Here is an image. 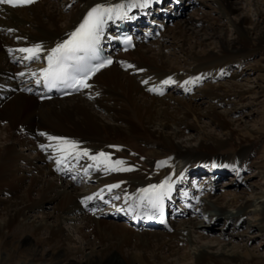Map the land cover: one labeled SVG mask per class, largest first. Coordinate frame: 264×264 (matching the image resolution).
<instances>
[{"label": "bare ground", "instance_id": "1", "mask_svg": "<svg viewBox=\"0 0 264 264\" xmlns=\"http://www.w3.org/2000/svg\"><path fill=\"white\" fill-rule=\"evenodd\" d=\"M96 3L116 4L126 0H64L58 3L63 7L54 0H39L14 9L0 5V253L5 254L0 255V264H33L39 258L45 260L41 264H180L186 259L192 264L260 261L263 257L245 244L204 236L212 229L206 231L212 218L222 214L224 219L229 216L231 221L244 224L243 219L249 213L257 219L254 224L246 221L245 227L255 228L256 232L246 238L257 240L264 235L263 191L253 188L251 198L240 197L239 206L235 207L233 198L214 196L212 187L213 182L228 173H232L231 177L237 171L241 173L242 162L251 156V149L245 145L258 137L234 128L233 123L238 120H227L236 111L218 112L215 107L234 104L229 98H247L260 85L205 81L223 77L229 68L246 62L251 53L263 50L264 30L248 25L246 18L237 12L234 0H215L224 22L214 19L215 22L207 21L204 26L202 22L198 26L189 17L175 21L176 14L184 16L183 9L191 5L190 0H152L147 7L135 8L127 15H150L147 21L164 25L162 29L158 27V38L167 27L162 39L154 38L118 54L114 63L93 76L87 82L90 86L77 96L39 101L35 95L21 92L40 76V69L46 66L43 57L47 51L66 39ZM247 3L253 16L259 18L264 0ZM65 7H71L70 12H64ZM116 21H109L104 30L112 29ZM227 29L231 30L229 37L225 34ZM35 44L41 45L40 58L24 60L17 50ZM165 49L171 52L166 54ZM123 64L132 67L125 68ZM252 69L264 68L249 64V70ZM228 76L236 78L234 74ZM168 78L173 83L163 84ZM171 86H177L174 91L181 96L166 94ZM153 87L162 91H148ZM194 87L199 88L197 94L192 92ZM202 118L215 125L222 137L207 133L200 125ZM184 129L200 136L194 147L178 141ZM41 132L46 135H39ZM47 135L75 141L90 156L108 153L113 161L122 160L131 170L105 172L102 166H95L87 156H81L69 158L56 171L55 154L51 149L40 148L54 143L47 140ZM137 142L147 148L141 161L130 155ZM222 147L229 150L222 154L218 152ZM160 162L163 165L158 167ZM62 170L74 172L75 177L64 176ZM261 174L264 176V168ZM166 177L172 190L163 201L165 212L178 210L180 219L195 214L201 221L194 223L189 217L175 225L176 220L169 216L163 226L160 224L151 231L142 225L134 228L118 224L110 216V213L124 212L127 216L128 211L137 212L132 216L134 219L145 214L147 208L138 213L130 207L136 202L137 190L159 184ZM113 184L119 186L109 191L107 186ZM85 185L89 188L82 191ZM87 196L93 198L81 204ZM115 197L122 202H114ZM172 201L178 204L175 206ZM103 206L105 212L100 211ZM43 208L49 211L40 217L29 215ZM66 223L79 236V246L72 245V238L64 233L62 225ZM191 230L198 238L205 237L210 242L194 241ZM239 235H245V231ZM8 243L18 251H7Z\"/></svg>", "mask_w": 264, "mask_h": 264}, {"label": "rangeland", "instance_id": "2", "mask_svg": "<svg viewBox=\"0 0 264 264\" xmlns=\"http://www.w3.org/2000/svg\"><path fill=\"white\" fill-rule=\"evenodd\" d=\"M54 1L57 3L58 6H60V7L64 6V5L58 4V3H62V1H64V0H54ZM234 2L237 4L236 5L237 12L242 14L246 18V22L248 23V25H251V24L256 25L258 27H261L264 30V5L260 6L263 13L258 18L257 16H253L252 12L250 11V6L248 5L249 3H247L248 0H234ZM190 3H191V5H189L188 7L183 9V11L185 12L184 16L176 14L175 15L176 18L173 17V18H175V21L182 19V17H189L190 19L192 18L196 22H198L199 23L198 26H200L201 22H202L201 26L208 24L207 21L209 23L215 22L214 19H216V20L220 19L221 21L224 22V20H222V18L219 17V10H218L217 6H215L216 5L215 0H203L202 2H201V0H190ZM260 4H261V2H260ZM70 10H71V7H65L64 8V12H70ZM203 16L205 18L206 17L207 18L205 19ZM202 17L204 18L203 20H202ZM165 30H167V27L161 31V33H160L161 37H162L163 33L165 32ZM227 30H229V29H227ZM225 34L228 37L231 36V30L226 31ZM158 37H156L157 40L162 39L161 37L160 38H158ZM153 40H155V39H153ZM210 40L211 39L207 40V43H209ZM171 47H172V45L169 48H171ZM164 52L169 53L171 51H168L167 49H165ZM249 64L260 65L264 68V49L251 53L248 56V59L246 60V62L240 63L238 67L229 68L228 73L224 74L223 77H221L219 79L210 78V79H207L205 81V82H212V84L213 83L214 84H218V83L227 84L228 82L231 81V82H235V83H239V84H246L248 86H252L253 83H254V86H255V84L260 85V88H258V89L253 88L251 93H249L248 96H246L247 98H244V99H237L235 97L229 98V100L231 102H235V103L231 104L230 106L229 105L226 106V108L225 107L224 108L217 107V106L215 107V110L218 112L223 111V109H231L232 112L236 111L234 114L227 116V120H229L228 118H232L230 120H238V121H236V124H235V122L233 123L234 128H236L238 131L239 130L242 131V133H244V130H247L249 132L254 133V136H258L256 140H254L252 142H248L247 145H245L249 149H251V154H250L251 156L249 157V159H245L242 162L241 173H238V171H237L235 175L233 173L232 177H231L232 173H228V174H226V176L218 179L216 181V183L213 182V185H212V187H215V188H213L214 196L218 197V196L222 195L226 198H233L232 204H233V206L235 205V207L239 206L240 197L251 198V195H252L251 192H252L253 188H256V189L264 192V176L262 174L259 175V172L261 171V169L264 168V90H263L264 89V69H262V70H257V69L249 70ZM181 71H183V70H181ZM230 74L236 75V78L234 80H232V78H230L228 76ZM199 87H201V85ZM176 89H177V86H171L168 90H166V94L173 95L176 97L181 96V93L174 91ZM198 89H199L198 87H196V89L194 87L192 89V92L195 93V92H197L196 90H198ZM195 94H197V93H195ZM199 122H200V125L204 127V130L207 133H211L212 135H215L217 137H222V134L219 132L218 128L215 125H213L212 123H210V122L208 123V121L206 119L202 118V119H200ZM199 137L196 133L189 131L187 129H184L183 133H182L180 139H178V141L183 142L185 145L193 146V145H196L198 140H200ZM136 144L137 145L134 148L133 153H130V155L132 157H134L135 159H138L139 161H141L142 157H144L145 151H147V148L141 142H137ZM141 147L143 148L142 151H141ZM228 150H229V147H222L219 149L218 152H224L222 154H225L226 153L225 151H228ZM227 158H231V155H228ZM196 166H197V164H196ZM194 168H195V166L192 167V169H194ZM207 174L208 173L206 172V173H204L203 176L206 177ZM193 179L198 180L197 177H194ZM211 179H214V178H211ZM234 179H236V181H238V182H235ZM198 181H201V180L199 179ZM204 181L206 182V180H203V182ZM88 184H91V183L88 182ZM92 184L94 185V182ZM88 186L89 185H87V186L85 185L84 186L85 189L82 190V188H81V190L86 191L87 188H89ZM114 202L120 204L122 201L120 198L115 197ZM104 207L106 208V206H104ZM104 207H102V208H104ZM105 208H104V210L102 209V211H106ZM230 209H232V207ZM46 211H49V209L43 208L41 210L31 212V214H29V215H33L35 217H40L41 214L43 212H46ZM189 217L193 219L194 223L201 221L200 218L195 214L194 215H188V216L184 217L183 219H186ZM229 218L230 217L227 216V218L224 219V215H222V214L219 215V217L217 219L212 220L213 219L212 218L210 220V222L208 224H206L207 225L206 231L209 229V227H211L212 229L210 231L206 232L204 236L205 237L206 236L215 237L219 241L233 242V244H237V245L245 244V246L247 248L254 249L255 253H257L259 256H262L264 258V235L262 237H259L257 240H250L249 238L251 237V235H254V233L256 232V229L250 228V227L249 228L245 227L246 221H247L246 222L247 224L250 223L251 221H252L251 222L252 224L255 223V221L257 219L256 215L253 213L247 214L243 219L244 224L241 223L243 225H241L240 223H237L236 221H231ZM174 219L176 220V221H173V223L175 225L178 224L179 221L183 220L182 218L180 219V217H178V216L174 217ZM123 220L126 221V219L116 220V223L123 225V223H124ZM204 227H205V225H203V228ZM62 229H63L64 233H66V234L68 233V235H70V237L72 238V245L73 244L75 246L80 245V243H79L80 238L75 232H73L71 225H69L68 223L63 224ZM152 230H156V229L151 228V231ZM191 231H192L191 234H192L194 241H196L200 244L210 242V239L205 238V237L204 238H198V234L195 233V231H193V230H191ZM241 231H245L246 236L245 235L240 236L239 233ZM42 233H44V232H42ZM247 236L249 237L248 239L246 238ZM42 238H44V237H42ZM29 243L33 244V246L35 248L40 249L37 246V243H34L33 241H31ZM17 246H18V244H17ZM6 249H8L7 251H14V252L18 251V248L13 249V244H11V243L6 244ZM42 249L43 250L46 249V246H44ZM183 251H184V249H183ZM0 255H2V257L5 256V254H2V253H0ZM170 258L171 257H169L168 259H170ZM263 258L260 259V261L255 260L249 264H264ZM32 262H33V264H41V263H44L45 260L43 258H41V259L39 258V259H36ZM180 264H192V261L190 259H186L183 261V263L181 262Z\"/></svg>", "mask_w": 264, "mask_h": 264}, {"label": "snow or ice", "instance_id": "3", "mask_svg": "<svg viewBox=\"0 0 264 264\" xmlns=\"http://www.w3.org/2000/svg\"><path fill=\"white\" fill-rule=\"evenodd\" d=\"M34 0H0V5H6L12 8L27 6ZM152 0H126V3H96L83 16L80 23L67 34V38L57 43L55 47L47 51L43 57L46 66L40 69V78L43 80L46 88L68 87L74 91L88 88V79L94 72L111 64V59H103L100 56L101 38L104 36L105 26L109 21H116L127 18V14L135 8H145ZM123 43L131 46V38L123 37ZM18 52L23 54L24 60H34L40 58L42 51L40 44L31 47L19 48ZM125 68L132 65L123 64ZM18 75H23L19 73ZM40 81L38 80L37 83ZM163 84L173 83L171 78L162 81ZM187 84V81L185 82ZM187 90V88L185 89ZM150 92L160 93V88H149ZM41 136L46 134L41 132ZM47 140L54 143L40 145L41 150L51 149L55 154V164L57 170H60L62 163H67L69 158L78 159L81 156H87L92 160L95 166H102L105 172L109 171H129L130 168L124 166L122 160H112L110 155L105 152H99L96 155H89L87 149H79L75 141L63 137L47 135ZM51 158V157H50ZM163 162L158 163V167ZM119 185H108L109 191ZM172 185L169 178H165L159 184H149L145 188L137 190L138 196L134 205L136 211H143L145 208L151 214L163 215V201L171 193ZM95 195V194H94ZM92 196L84 197L81 204L91 200ZM145 213V214H149Z\"/></svg>", "mask_w": 264, "mask_h": 264}]
</instances>
